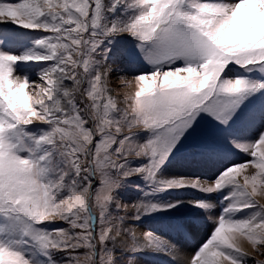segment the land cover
<instances>
[{
  "label": "snow or ice",
  "instance_id": "snow-or-ice-1",
  "mask_svg": "<svg viewBox=\"0 0 264 264\" xmlns=\"http://www.w3.org/2000/svg\"><path fill=\"white\" fill-rule=\"evenodd\" d=\"M261 200L264 0H0V264H264Z\"/></svg>",
  "mask_w": 264,
  "mask_h": 264
},
{
  "label": "rangeland",
  "instance_id": "rangeland-1",
  "mask_svg": "<svg viewBox=\"0 0 264 264\" xmlns=\"http://www.w3.org/2000/svg\"><path fill=\"white\" fill-rule=\"evenodd\" d=\"M108 0H105V3H107ZM33 35H41L42 33H32ZM119 40H121L123 43L121 44V47L123 49H126V50H129L131 51L132 50V45L135 43L130 37H128L127 35L125 36H121L118 38ZM112 65L114 67V69H120L122 70L124 73H126L127 75L129 76H132L134 75L135 73H137V71L140 69V62L137 61V60H132L130 59L129 57L127 56H117L116 58H114V61L112 62ZM230 68H232V72L230 73H227L228 75H234L236 74V71L237 69L235 68V66H229ZM227 72V70H226ZM241 73H242V70H241ZM32 75V78L35 79V75L34 73H31ZM120 82V83H119ZM110 87L113 89V94L114 95H117V96H123L125 93H130V92H133L135 90L134 88V85L132 87H125L123 83H121L120 80L117 79V74L116 72L114 71L112 76H111V84H110ZM130 161H132V163L134 164H138L140 163L141 161L137 160L135 157H130L129 158ZM233 160L235 161H242L243 159H245V157L243 155H239V156H233L232 157ZM203 170V169H201ZM201 170H198V173L199 175H201ZM208 170V169H207ZM216 174V168H214V171H212L211 173H207L205 175V179H212L214 178V176ZM208 175V176H207ZM131 181L132 183H141L143 184L142 180L140 179V177H132L131 178ZM225 191V190H224ZM227 191V190H226ZM185 192L187 194H199V193H195V192H192L191 190H185ZM200 195V194H199ZM203 195V194H201ZM212 195H215V196H220L221 194L220 193H215V194H212ZM139 197V193L134 191L131 187H129L123 194V200L125 203H128V204H131L133 201H136ZM196 197V196H195ZM261 202V201H260ZM134 210L132 208H129L128 209V213L131 214ZM147 220H150V219H146L145 221H143L140 226H139V229H144L145 228V225H146V221ZM56 225H62V222H55ZM64 227H67V225H63ZM196 226H197V237L195 240V249L198 247V245H200L207 237V235H204V233H207V231L210 230L211 228V224L210 223H207L203 220H197L196 221ZM199 228L203 229V232L204 233H201L199 232ZM175 234V233H173ZM201 236V237H200ZM193 240V241H194ZM198 241V242H197ZM247 246V245H246ZM194 249V250H195ZM193 250V251H194ZM246 251L249 252L250 256H255L257 260H264V256H258L255 252H253L251 250V248L248 246L245 248ZM80 252H83V249L80 250ZM192 252V251H191ZM193 253V252H192ZM192 253H189V256L190 254ZM157 256V257H156ZM155 257V258H154ZM161 257V258H160ZM183 257H186V256H183ZM150 260H153V261H150ZM152 258V259H151ZM142 260L143 261H150L151 263H157V264H169V260L170 258L167 256V255H147V256H144L142 257ZM153 263V264H154ZM249 264H252V262L250 261Z\"/></svg>",
  "mask_w": 264,
  "mask_h": 264
},
{
  "label": "bare ground",
  "instance_id": "bare-ground-1",
  "mask_svg": "<svg viewBox=\"0 0 264 264\" xmlns=\"http://www.w3.org/2000/svg\"><path fill=\"white\" fill-rule=\"evenodd\" d=\"M120 83V82H119ZM122 83V82H121ZM212 171H214V168H208L207 169H203L201 170V176L203 178H205V175L208 173H211ZM208 176V175H207ZM214 176V174H213ZM226 192V190H225ZM189 196H201V194H188ZM220 196H215V195H212V200L213 202H215ZM261 203H264V200H261ZM214 212L216 211H219V209H214L213 210ZM146 225H145V228L144 229H138L140 232H143L144 230L146 229H149V228H157L158 227V223L156 221H152V220H147L146 222ZM207 224V223H206ZM199 230V229H198ZM197 229L194 228L193 231H191V234H188V233H184V234H173V233H166V238L169 239L171 242L175 243L178 247V250H179V253L181 254V256H186L188 257L189 256V253H192L193 250L195 249V240L196 237H197ZM208 233V231H207ZM205 233V235H209ZM196 236V237H195ZM204 236V234H203ZM201 237V236H200ZM198 239V237H197ZM194 240V241H193ZM198 242V241H197ZM194 244V245H193ZM248 247L245 245V248ZM192 251V252H191ZM249 251V250H248ZM162 256V255H161ZM157 257V256H156ZM155 258V257H154ZM161 258V257H160ZM170 258V257H169ZM149 259V258H148ZM152 259V258H151ZM150 260V259H149ZM150 261H153V260H150ZM150 261H143L142 260V264H153L151 263ZM155 264V263H154ZM157 264V263H156Z\"/></svg>",
  "mask_w": 264,
  "mask_h": 264
},
{
  "label": "crops",
  "instance_id": "crops-1",
  "mask_svg": "<svg viewBox=\"0 0 264 264\" xmlns=\"http://www.w3.org/2000/svg\"><path fill=\"white\" fill-rule=\"evenodd\" d=\"M215 212H216V211H215ZM215 212L213 211V214H215ZM195 228H197V226H196ZM191 231H193V229H192ZM199 232L204 233V232H203V229H201V228H199ZM207 234H209V231H208ZM204 235H205V233H204ZM193 245H194V244H193ZM195 247H196V246H195Z\"/></svg>",
  "mask_w": 264,
  "mask_h": 264
}]
</instances>
